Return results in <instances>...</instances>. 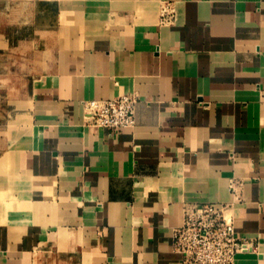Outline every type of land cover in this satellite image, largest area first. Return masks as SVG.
<instances>
[{"label":"crops","instance_id":"1","mask_svg":"<svg viewBox=\"0 0 264 264\" xmlns=\"http://www.w3.org/2000/svg\"><path fill=\"white\" fill-rule=\"evenodd\" d=\"M53 7L52 59L0 131V264H181L186 202L231 203L253 243L233 264H264V0ZM122 94L132 127L84 122Z\"/></svg>","mask_w":264,"mask_h":264},{"label":"built area","instance_id":"2","mask_svg":"<svg viewBox=\"0 0 264 264\" xmlns=\"http://www.w3.org/2000/svg\"><path fill=\"white\" fill-rule=\"evenodd\" d=\"M136 95L122 94L109 99L85 101L87 125L117 133L134 125ZM238 183L229 185L234 201H241ZM173 250L181 264H233L237 253L253 249V243L234 229L231 203L186 202L182 222L173 229Z\"/></svg>","mask_w":264,"mask_h":264},{"label":"rangeland","instance_id":"3","mask_svg":"<svg viewBox=\"0 0 264 264\" xmlns=\"http://www.w3.org/2000/svg\"><path fill=\"white\" fill-rule=\"evenodd\" d=\"M54 3L0 0V131L14 116L11 108L22 107L52 59L57 36Z\"/></svg>","mask_w":264,"mask_h":264},{"label":"bare ground","instance_id":"4","mask_svg":"<svg viewBox=\"0 0 264 264\" xmlns=\"http://www.w3.org/2000/svg\"><path fill=\"white\" fill-rule=\"evenodd\" d=\"M3 1V0H2ZM9 5V4H8Z\"/></svg>","mask_w":264,"mask_h":264}]
</instances>
